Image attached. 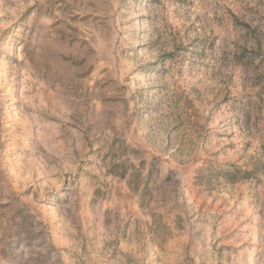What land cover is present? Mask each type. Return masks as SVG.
<instances>
[{"label":"rangeland","instance_id":"1","mask_svg":"<svg viewBox=\"0 0 264 264\" xmlns=\"http://www.w3.org/2000/svg\"><path fill=\"white\" fill-rule=\"evenodd\" d=\"M0 264H264V0H0Z\"/></svg>","mask_w":264,"mask_h":264},{"label":"trees","instance_id":"2","mask_svg":"<svg viewBox=\"0 0 264 264\" xmlns=\"http://www.w3.org/2000/svg\"><path fill=\"white\" fill-rule=\"evenodd\" d=\"M225 173H227L231 179L233 180H241L248 179L253 177L254 172L251 170H241L239 167L232 165L230 169H224Z\"/></svg>","mask_w":264,"mask_h":264}]
</instances>
